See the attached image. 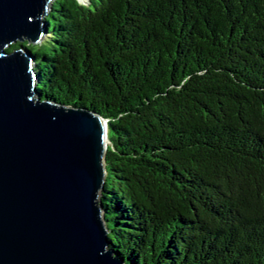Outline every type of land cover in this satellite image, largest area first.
<instances>
[{
	"label": "trees",
	"instance_id": "16d2710c",
	"mask_svg": "<svg viewBox=\"0 0 264 264\" xmlns=\"http://www.w3.org/2000/svg\"><path fill=\"white\" fill-rule=\"evenodd\" d=\"M46 32L38 94L108 121L115 255L264 264V0H54Z\"/></svg>",
	"mask_w": 264,
	"mask_h": 264
},
{
	"label": "water",
	"instance_id": "95a60500",
	"mask_svg": "<svg viewBox=\"0 0 264 264\" xmlns=\"http://www.w3.org/2000/svg\"><path fill=\"white\" fill-rule=\"evenodd\" d=\"M53 1L0 0V264H125L100 203L108 121L42 98L23 45L42 42Z\"/></svg>",
	"mask_w": 264,
	"mask_h": 264
},
{
	"label": "rangeland",
	"instance_id": "374dc122",
	"mask_svg": "<svg viewBox=\"0 0 264 264\" xmlns=\"http://www.w3.org/2000/svg\"><path fill=\"white\" fill-rule=\"evenodd\" d=\"M79 1L82 4H88L89 3V0H79ZM35 45L37 46L38 44H35Z\"/></svg>",
	"mask_w": 264,
	"mask_h": 264
}]
</instances>
